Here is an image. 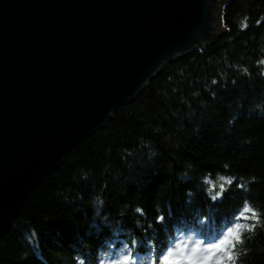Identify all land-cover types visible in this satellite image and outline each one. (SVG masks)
I'll use <instances>...</instances> for the list:
<instances>
[{
	"label": "trees",
	"instance_id": "1",
	"mask_svg": "<svg viewBox=\"0 0 264 264\" xmlns=\"http://www.w3.org/2000/svg\"><path fill=\"white\" fill-rule=\"evenodd\" d=\"M221 24L209 47L181 56L156 73L133 103L113 114L107 128L84 139L55 173L42 179L0 240V264H39L23 239L29 227L37 231L49 264H73L68 245L75 240L84 219L79 211L90 195L103 192L114 212L125 201L140 203L152 218L158 185L167 179L162 187H169L175 172L189 161L201 172H213V178L219 170L237 181L215 205L202 198L194 184L182 185L192 187L195 195L190 205L183 197L173 202L169 224L208 206L212 224L219 226L246 199L264 214V119L248 113L264 99V64L259 63L264 60V0H225ZM237 113L230 127L228 121ZM144 141L159 150L154 164L147 160ZM153 166L157 168L147 170ZM81 169L90 172L89 182H77ZM130 174H142L150 183L137 193L133 183L126 187L122 182ZM241 184L247 187L241 189ZM124 219L131 225L130 215ZM57 233L64 248L53 242ZM245 247L250 251L242 264H264V229L246 238Z\"/></svg>",
	"mask_w": 264,
	"mask_h": 264
},
{
	"label": "water",
	"instance_id": "2",
	"mask_svg": "<svg viewBox=\"0 0 264 264\" xmlns=\"http://www.w3.org/2000/svg\"><path fill=\"white\" fill-rule=\"evenodd\" d=\"M225 0H0V240L69 152L209 47Z\"/></svg>",
	"mask_w": 264,
	"mask_h": 264
},
{
	"label": "clouds",
	"instance_id": "3",
	"mask_svg": "<svg viewBox=\"0 0 264 264\" xmlns=\"http://www.w3.org/2000/svg\"><path fill=\"white\" fill-rule=\"evenodd\" d=\"M259 63L264 64V60ZM243 72L248 74V69L244 68ZM261 74L264 75V72ZM248 113L264 119V99L255 102ZM240 114L229 119L230 127L235 125ZM142 143L148 148L147 160L154 164L155 158L160 155L159 150L147 141ZM224 167L227 169L229 166ZM156 168L153 166L147 170ZM141 175L130 174L122 182L126 187L133 183L137 193H140L150 183V178L141 179ZM90 179V172L81 169L77 182H89ZM166 181L159 184L153 194L155 215L152 218L140 203L125 201L114 212L103 192L96 191L90 195L87 206L79 211L83 212L84 219L76 228L75 240L68 245L73 264H242V259L250 251L245 247L246 238L254 237L258 228L264 229V214L250 200L246 199L232 217L222 220L219 226L212 224L211 208L208 206L196 209L187 216L182 214L171 224L168 223L174 216L173 202H179L183 197L184 203L190 205L195 195L192 187L182 188V185L194 184L196 190L202 193V198L215 205L222 201L223 194L230 190L237 178L219 170L213 178V172H201L196 163L189 161L175 172L171 185L165 189L162 186ZM210 186L218 188V191H213ZM246 187V184L240 185L241 189ZM128 215L132 217L131 225L125 224L124 218ZM23 239L35 261L49 264L34 228L29 227ZM52 239L57 247H65L60 233ZM92 239L98 243L93 245Z\"/></svg>",
	"mask_w": 264,
	"mask_h": 264
},
{
	"label": "bare ground",
	"instance_id": "4",
	"mask_svg": "<svg viewBox=\"0 0 264 264\" xmlns=\"http://www.w3.org/2000/svg\"><path fill=\"white\" fill-rule=\"evenodd\" d=\"M64 162V161H63ZM62 166V165H61Z\"/></svg>",
	"mask_w": 264,
	"mask_h": 264
}]
</instances>
